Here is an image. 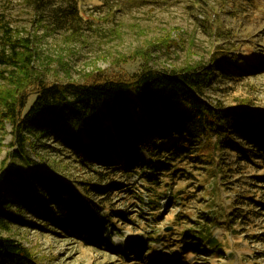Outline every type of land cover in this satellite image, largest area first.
Wrapping results in <instances>:
<instances>
[{"label":"rangeland","instance_id":"rangeland-1","mask_svg":"<svg viewBox=\"0 0 264 264\" xmlns=\"http://www.w3.org/2000/svg\"><path fill=\"white\" fill-rule=\"evenodd\" d=\"M79 4L90 23L72 33L55 25H36L27 0H0V14L16 35L33 42L36 67L47 85L86 84L94 75L128 81L146 66L178 70L208 64L222 51L229 59L236 57L235 65L226 66L234 77L217 78L208 98L224 107L264 110V0H79ZM139 53L149 55V61ZM1 86L7 85L0 80ZM12 140V126H0V168L14 151ZM175 140H161L159 145L167 150ZM33 149L28 148L30 156L49 170L109 189L93 200L105 207L101 213L109 215L108 233L119 248L85 246L27 217V223L12 226L4 235L30 249L40 264H264V160L250 162L227 149L223 161L230 184L222 186L223 179L214 178L204 162L212 150L208 147L194 150L187 160L178 159V168L185 171L175 175L154 173L142 164L135 173H127L123 158L111 169L97 164L85 168L51 139L37 140ZM142 156L148 158L146 153ZM146 174L160 184L150 186ZM213 212L220 214L217 222ZM205 230L218 240L217 254L197 245L195 239Z\"/></svg>","mask_w":264,"mask_h":264},{"label":"trees","instance_id":"trees-1","mask_svg":"<svg viewBox=\"0 0 264 264\" xmlns=\"http://www.w3.org/2000/svg\"><path fill=\"white\" fill-rule=\"evenodd\" d=\"M27 2L36 25L74 33L90 23L79 0ZM213 22L218 30L219 18ZM10 25L0 14V80L7 85L0 87V126H12L14 149L0 168V264H40L30 249L4 235L12 226L27 223V217L85 246L118 248L108 233L109 215L101 213L105 207L93 200L109 189L76 182L34 160L28 148L33 151L37 140L51 139L85 168L97 164L111 169L123 158L127 173L142 164L154 173L173 175L185 171L178 168V159L187 160L194 150L208 147L212 150L204 162L214 178L223 179L222 186L230 184L223 161L227 149L250 162L264 160V110L215 105L207 96L217 78L233 79L226 66L235 65L236 57L229 59L220 51L208 64L158 71L146 66L128 81L94 75L86 84L47 85L36 67L33 42L17 36ZM139 54L149 61V55ZM168 138L177 140L169 149L161 148L159 141ZM146 183L160 184L149 174ZM211 215L217 222L220 214ZM195 241L205 252L217 254L221 248L208 230Z\"/></svg>","mask_w":264,"mask_h":264}]
</instances>
